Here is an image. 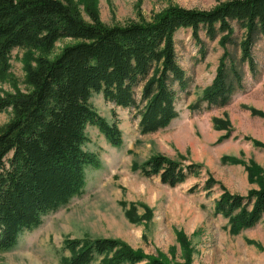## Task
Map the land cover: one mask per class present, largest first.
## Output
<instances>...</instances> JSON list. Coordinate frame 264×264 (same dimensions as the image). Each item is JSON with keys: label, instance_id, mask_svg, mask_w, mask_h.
<instances>
[{"label": "trees", "instance_id": "1", "mask_svg": "<svg viewBox=\"0 0 264 264\" xmlns=\"http://www.w3.org/2000/svg\"><path fill=\"white\" fill-rule=\"evenodd\" d=\"M80 3L90 21L84 20L75 0H0V76L14 49L41 52L25 59L32 89L0 97V112H13L0 129V251L14 248L23 232L82 194L86 167L101 164L98 154L86 149L87 126H96L112 146L122 144L119 121L110 122L95 109L90 101L94 93L133 108L141 134L164 129L178 117L177 101L190 85L176 51L180 29H191L203 57L207 50L202 31L210 40L219 38L224 47L212 83L191 110L201 109L203 102L208 107L228 105L244 86L246 67L254 77L260 71L254 47L264 38V0H228L211 9L170 6L153 21L125 25L101 21L96 0ZM234 23L244 30L240 40ZM67 37L76 41L51 56L55 43ZM254 144L264 149L263 142ZM132 167L146 177L159 176L171 187L202 170L199 163L164 154L135 161ZM248 170L259 188L244 195L224 191L215 200V213L229 219L235 233L264 222L263 169L252 164ZM64 246L70 252L66 264H94L100 258L97 264H189L148 257L110 237L67 238Z\"/></svg>", "mask_w": 264, "mask_h": 264}, {"label": "rangeland", "instance_id": "2", "mask_svg": "<svg viewBox=\"0 0 264 264\" xmlns=\"http://www.w3.org/2000/svg\"><path fill=\"white\" fill-rule=\"evenodd\" d=\"M78 3L82 17L91 18L85 5ZM228 0H96L101 21L107 25L132 21H153L170 6L211 9ZM235 25L240 40L244 30ZM201 37L207 53L191 29L176 35L178 61L186 71L190 85L181 93L176 107L179 115L170 125L154 133L141 134L139 118L133 108L116 106L94 93L90 99L95 109L108 121H119L123 142L112 146L100 130L87 126L88 151L98 154V168L86 167V185L79 196L57 211L43 217L40 226L26 230L17 245L0 251V264H66L70 252L67 238L110 237L128 244L148 257L189 264H264V222L250 229L233 232L229 219L214 211L215 200L224 192L247 194L259 188L251 181L248 167L263 169L264 149V38L254 47L259 74L254 77L246 67L244 86L224 107L199 110L189 106L203 95L213 81L224 47L219 38ZM76 40H58L51 56ZM235 55L240 50L229 45ZM36 49H14L8 68L0 76V97L26 93L32 89L27 80L26 56L38 57ZM36 65L35 59L30 60ZM11 108L0 112V129L11 120ZM229 131V137L220 140ZM154 154H164L183 163L202 165L199 175L171 187L159 176L146 177L133 169ZM224 158L228 160L225 161ZM239 159L240 162H234ZM128 211H132L129 215ZM101 259V258H100ZM98 259L94 264L99 263Z\"/></svg>", "mask_w": 264, "mask_h": 264}]
</instances>
